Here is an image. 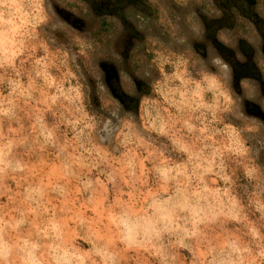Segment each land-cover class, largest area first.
Masks as SVG:
<instances>
[{"label":"clouds","instance_id":"9594fccd","mask_svg":"<svg viewBox=\"0 0 264 264\" xmlns=\"http://www.w3.org/2000/svg\"><path fill=\"white\" fill-rule=\"evenodd\" d=\"M257 52L264 0H0V264H264Z\"/></svg>","mask_w":264,"mask_h":264},{"label":"rangeland","instance_id":"374dc122","mask_svg":"<svg viewBox=\"0 0 264 264\" xmlns=\"http://www.w3.org/2000/svg\"><path fill=\"white\" fill-rule=\"evenodd\" d=\"M250 3L255 4L256 0H250ZM249 51V55H252L251 50ZM254 60L256 61V66H264V54H260L259 52H257L254 55ZM251 75H254L257 79H259V73L258 71H256V67L253 65V72L250 73ZM262 86H264V81H261Z\"/></svg>","mask_w":264,"mask_h":264}]
</instances>
